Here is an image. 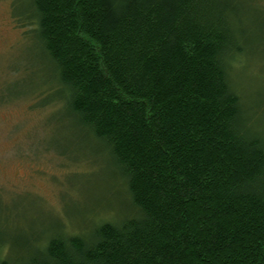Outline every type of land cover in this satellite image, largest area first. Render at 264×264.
<instances>
[{
    "label": "trees",
    "instance_id": "obj_1",
    "mask_svg": "<svg viewBox=\"0 0 264 264\" xmlns=\"http://www.w3.org/2000/svg\"><path fill=\"white\" fill-rule=\"evenodd\" d=\"M248 2L16 0L52 98L106 147L134 213L0 264H264V138L229 78L264 50V26L242 33Z\"/></svg>",
    "mask_w": 264,
    "mask_h": 264
},
{
    "label": "rangeland",
    "instance_id": "obj_2",
    "mask_svg": "<svg viewBox=\"0 0 264 264\" xmlns=\"http://www.w3.org/2000/svg\"><path fill=\"white\" fill-rule=\"evenodd\" d=\"M15 2L0 0V260L26 255L54 232L84 234L134 213L106 147L52 98L57 83L31 35L33 22L24 15L21 25ZM245 11L242 33L254 41L264 0H249ZM255 49L232 62L229 78L246 126L264 138V50ZM47 93L52 99L42 105Z\"/></svg>",
    "mask_w": 264,
    "mask_h": 264
}]
</instances>
